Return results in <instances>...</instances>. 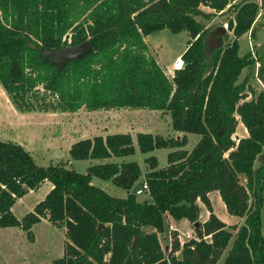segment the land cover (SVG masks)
Listing matches in <instances>:
<instances>
[{
	"label": "trees",
	"instance_id": "1",
	"mask_svg": "<svg viewBox=\"0 0 264 264\" xmlns=\"http://www.w3.org/2000/svg\"><path fill=\"white\" fill-rule=\"evenodd\" d=\"M201 6L233 10L230 40L221 44V28L202 29L195 17L213 13ZM257 9L253 0H0V85L17 112L158 110L180 133H136L142 153L169 149L165 166L158 167L153 154L144 159L143 200L133 189L142 175L135 160L97 162L81 172L61 163L38 165L21 144L0 140V228L17 226L32 240L33 224L43 219L63 227L64 250L54 264H215L226 248L220 264H264V164L253 168L264 148V90L255 93L245 77L237 81L254 62L249 51L238 54L237 40ZM160 29L189 35L181 66L170 77L144 40ZM85 41L91 51L60 69L45 54ZM238 122L246 134L235 139ZM186 133L198 135L189 151ZM135 151L132 135L124 132L80 138L68 148L72 160ZM93 176L110 179L125 195H110L91 182ZM44 181L51 189L17 218L11 206ZM211 190L227 213L243 217L240 225H226L214 214ZM197 201L209 213L203 222ZM165 215L186 219L195 236L180 243L171 230L163 250L157 233L164 232Z\"/></svg>",
	"mask_w": 264,
	"mask_h": 264
},
{
	"label": "rangeland",
	"instance_id": "2",
	"mask_svg": "<svg viewBox=\"0 0 264 264\" xmlns=\"http://www.w3.org/2000/svg\"><path fill=\"white\" fill-rule=\"evenodd\" d=\"M253 1L257 3L259 8V14L255 17L257 18L256 23L252 27V30H248L249 32L246 31L242 34L237 43L238 54L242 55L249 51L252 59L255 61L242 69L237 81L245 77L249 86L257 93L264 90V0ZM200 9L205 10V6H201ZM209 13L213 14L205 17H195L202 29L209 32L222 28L224 31L220 36L221 44L230 40L232 33L227 28V21L233 16V10L223 11V13ZM188 38L189 35L185 30L173 33L167 29H160L148 34L144 40L148 44L154 58L158 60L159 65L168 67L170 63L172 65V61L176 56L180 57L183 53ZM164 67L163 71L169 77L171 75L170 71L176 68H171L170 66L167 71ZM249 97L250 94L248 92L245 98L248 99ZM238 123L232 134V137L235 139L240 137L242 130L241 124ZM119 131L132 135L136 151L132 155L125 156V159L114 157L105 159L104 161L115 160L119 162L120 160H135L141 169V173L148 170V164L144 159L150 156V154L155 155L158 167L165 166V155L169 149L161 147L152 150L150 153H142L136 147V133L138 131H150L154 134H161L164 138H172L177 135L171 129L168 114L162 111L112 109V111H94L92 113L80 109L76 113H52L49 111L19 113L13 108L0 85V140H12L20 143L31 152L38 165L61 163L71 166V168L77 171L86 172V168L91 164H96L97 160H71L67 151L71 141L77 138L93 137L95 134L105 136L108 133ZM186 139L188 142L185 149L189 151L197 141L198 135L190 133L187 134ZM263 164L264 148L255 158L253 168L255 169ZM142 176L140 179H142ZM91 182L96 186L102 187L112 196L125 195L126 191L114 185L110 179L93 176ZM239 183L244 184L242 176H239ZM139 185L140 181L136 182L133 189L135 190L140 187ZM40 188V191H28L22 199L19 198L15 201L13 213L17 218L22 217L25 212L32 210L31 205L42 196L44 188L43 186ZM136 196L138 200H143L147 198L148 194L147 192H143L136 194ZM24 203L25 208L21 207ZM260 209L261 227L264 230V201ZM215 211L217 213L220 212L217 208ZM200 218L202 217L198 216V222H201ZM242 220L243 217L230 222L237 227L242 223ZM189 227L192 229V225ZM163 230L167 231L166 224H164ZM192 231L193 237L195 233L193 229ZM235 232L236 229H232L233 235ZM176 233L177 237L182 240L187 236V232H185V235L180 234L178 231ZM160 240L162 249L168 250V248H165L166 240L162 237ZM64 241V228H58L55 224L45 220L35 225L32 240L28 239L26 234L17 226L0 228V264H54L53 259L62 256ZM227 250L228 248L223 251L215 264H220Z\"/></svg>",
	"mask_w": 264,
	"mask_h": 264
},
{
	"label": "crops",
	"instance_id": "3",
	"mask_svg": "<svg viewBox=\"0 0 264 264\" xmlns=\"http://www.w3.org/2000/svg\"><path fill=\"white\" fill-rule=\"evenodd\" d=\"M207 10V11H206ZM258 10V13H257V15L259 14V8L257 9ZM202 11H205V12H214V11H212L210 8H208V7H206L205 6V10H202ZM257 17V16H256ZM256 20H257V18H255V20H254V22L252 23V25L250 26V29L249 30H252V27L254 26V24L256 23ZM247 32H249V31H247ZM242 36V35H241ZM240 36V37H241ZM239 37V38H240ZM238 38V39H239ZM237 42H238V40H237ZM185 48V47H184ZM176 58H179V56H176L174 59H173V61H172V64H173V62H174V60L176 59ZM255 61V60H254ZM254 63V62H253ZM175 65H177V64H175ZM160 66V65H159ZM170 66H171V68H174V66H172L171 65V63H170ZM170 66H168V67H164L163 65L162 66H160L162 69H163V67L164 68H166V70L168 71L169 70V68H170ZM82 109V108H81ZM121 109V108H120ZM80 110V109H79ZM79 110H77V111H79ZM127 110V109H126ZM136 110H144V109H136ZM86 111V110H85ZM94 111H112V110H94ZM94 111H86V112H92V113H94ZM153 111H158V110H153ZM62 113H69V112H62ZM73 113H76V112H73ZM238 124H241V122H239ZM241 126H242V130H241V132H240V137H244V135L246 134V131H245V128L243 127V125L241 124ZM119 132H121V131H119ZM142 132H144V131H142ZM124 133H127V132H124ZM177 133V132H176ZM109 134V133H108ZM96 135V134H95ZM100 135V134H99ZM177 135H178V133H177ZM179 135H180V133H179ZM178 135V136H179ZM187 136V133L185 134V137ZM86 138V137H85ZM77 139H80V138H77ZM77 139H73L72 141H71V143H70V145L73 143V142H75V141H77ZM20 144V143H19ZM69 145V146H70ZM69 148V147H68ZM28 150V149H27ZM67 151H68V149H67ZM151 152V151H150ZM69 153V152H68ZM123 159H125V157H122ZM72 160V159H71ZM97 161L96 162H104V160L105 159H96ZM101 160V161H100ZM72 162V161H71ZM146 172V171H145ZM144 172V173H145ZM144 173H142V175H144ZM140 179V178H139ZM137 180L136 182H138V181H140V183L142 182V181H144L143 180V176H142V179H140V180ZM136 182L134 183V185L136 184ZM43 186V190H42V196L40 197V198H38L32 205H31V208H33L32 206L36 203V202H38L39 200H41L42 199V197L51 189L50 187H51V183L49 182V181H44L42 184H41V186L40 187H42ZM38 188V190H36V191H40L39 189H41V188ZM30 191H33V190H30ZM126 193V192H125ZM25 195V194H24ZM207 197H208V200H209V202H210V205H211V209H212V211L214 212V214L223 222V223H225L226 225H230V224H232L231 222L232 221H234L235 219H237V218H240V217H237V216H234V215H231V214H229V213H227L226 212V210L224 209V205H223V203H222V200H221V198H220V195H219V193L216 191V190H211L210 192H208V194H207ZM20 199H22V197L20 198ZM197 204H198V207H199V216L200 217H202V218H200L201 219V222H203L204 220H206L207 219V217H208V211H206V209L204 208V206L201 204V202H199V201H197ZM14 204L11 206L12 207V211H13V209H14ZM21 207H24L25 208V203L21 206ZM218 209L220 212L219 213H217V211H215V209ZM221 208V209H220ZM23 209V208H22ZM21 218V217H20ZM43 220H45V221H47L46 219H43ZM43 220H41L40 222H42ZM231 221V222H230ZM237 221V220H236ZM235 221V222H236ZM40 222H38V223H40ZM47 222H49V221H47ZM163 222H164V224H166V232L164 231L163 233H157V237H158V240L160 241V243H161V237L162 238H164L165 240H166V245H165V248H168L169 249V246L168 245H170V231L171 230H176V231H178L180 234H184L185 235V232H187V236H185L184 238L185 239H181V238H179L178 237V240H179V242L181 243L182 241H185V240H187V239H189V238H193L192 237V229L189 227L190 225H192V224H190L186 219H184V218H181V219H179V220H173L169 215H165V217L163 218ZM235 222H233V223H235ZM38 223H35V224H33V226H32V232H33V229H34V227H35V225H37ZM8 227V226H7ZM6 227V228H7ZM146 229H148L149 231H152V229L151 228H146ZM64 239H65V237H64ZM175 253H180L179 251H176Z\"/></svg>",
	"mask_w": 264,
	"mask_h": 264
},
{
	"label": "water",
	"instance_id": "4",
	"mask_svg": "<svg viewBox=\"0 0 264 264\" xmlns=\"http://www.w3.org/2000/svg\"><path fill=\"white\" fill-rule=\"evenodd\" d=\"M91 49L92 47L90 42L85 41L80 44H76L74 46H66L60 49H56L54 51L45 52V54L47 55L48 59L54 62L56 64V67L60 69L68 62L69 59H75L77 57H80L83 54L91 51ZM196 224L197 221L193 222V225ZM99 227H101V223L99 224Z\"/></svg>",
	"mask_w": 264,
	"mask_h": 264
},
{
	"label": "built area",
	"instance_id": "5",
	"mask_svg": "<svg viewBox=\"0 0 264 264\" xmlns=\"http://www.w3.org/2000/svg\"><path fill=\"white\" fill-rule=\"evenodd\" d=\"M175 64H177V65H175ZM172 66H174V67H176V68H178V67H180L181 66V60H180V58H176L175 60H174V62H173V64H172ZM172 71L173 70H171L170 72H171V75H172ZM167 75V74H166ZM170 75V76H171ZM169 77V76H168ZM236 118H237V116H236ZM140 187H138V188H136L134 191H135V194H140V193H143V192H147V188H148V186H146V183H145V181H142L141 183H140V185H139Z\"/></svg>",
	"mask_w": 264,
	"mask_h": 264
}]
</instances>
